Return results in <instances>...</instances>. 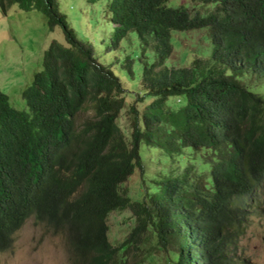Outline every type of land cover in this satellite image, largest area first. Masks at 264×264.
<instances>
[{
    "label": "trees",
    "instance_id": "1",
    "mask_svg": "<svg viewBox=\"0 0 264 264\" xmlns=\"http://www.w3.org/2000/svg\"><path fill=\"white\" fill-rule=\"evenodd\" d=\"M62 1L0 0L3 14L39 10L67 41L46 44L21 92L27 109L0 88V252L33 216L64 236L72 264H246L237 237L264 179V0H87L100 3L107 41L77 35ZM197 29L200 50L169 65L173 33ZM101 42L117 51L109 63ZM135 75L129 94L150 100L133 103L126 135L122 78ZM83 108L92 114L77 125ZM142 144L169 165L129 195L121 185L144 171ZM124 208L134 223L112 243L108 214Z\"/></svg>",
    "mask_w": 264,
    "mask_h": 264
},
{
    "label": "rangeland",
    "instance_id": "2",
    "mask_svg": "<svg viewBox=\"0 0 264 264\" xmlns=\"http://www.w3.org/2000/svg\"><path fill=\"white\" fill-rule=\"evenodd\" d=\"M85 3L91 6H86ZM91 3L87 0H63L59 9L66 14L69 24L77 35H88L97 39L99 32L107 41L110 29L104 24V20H101L102 14L97 8L100 3L99 1ZM167 3L196 6V2L192 0H167ZM87 8L91 9L87 10ZM45 17L47 16L37 9H23L15 4L8 7L6 14H3L0 9V88L8 94L10 103L20 109H27L21 92L31 81L34 70L41 64L46 44L53 38L61 43H67L60 27L55 26L54 30H51ZM132 32L133 30H130L124 39L128 35L131 36L133 39L129 38L127 43H130L132 50H137V37L132 35ZM202 32L199 29L174 32L173 36L178 40L174 41L173 51L167 63L174 66L188 65L191 61V57L190 61L188 60V53L200 50L199 40H202L200 39ZM195 41L197 43H194ZM114 51L107 50L102 42L96 43V54L100 62L109 63L113 58L112 55L117 53ZM115 67L119 69V62L115 64ZM122 80L129 91L125 94V106L120 111L117 122L128 135L131 130L133 103L137 109H141L150 97L142 100L129 94L141 88L137 75L126 76ZM138 95L142 96V93ZM91 114L90 108L78 110L77 125H81ZM141 151L144 155V171L137 167L121 185V188L129 195L136 194L140 189L142 191L143 184L157 177L156 174L158 175L163 165H169L159 159L158 148L142 144ZM253 194L252 198H248V205H251L253 211L249 212L244 234H239L237 237L239 244L237 253L246 256V264H264V179ZM107 222L108 237L112 243H117L125 237L134 223V216L129 208L115 209L108 214ZM0 264L72 263L64 236L53 233L43 223H37L33 216H29L15 232L12 247L0 252Z\"/></svg>",
    "mask_w": 264,
    "mask_h": 264
}]
</instances>
